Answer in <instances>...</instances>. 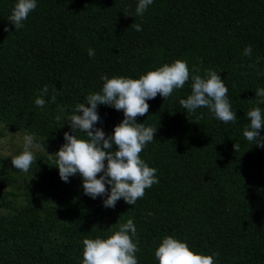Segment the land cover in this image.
Returning <instances> with one entry per match:
<instances>
[{"label":"trees","instance_id":"1","mask_svg":"<svg viewBox=\"0 0 264 264\" xmlns=\"http://www.w3.org/2000/svg\"><path fill=\"white\" fill-rule=\"evenodd\" d=\"M15 3L0 0V139L31 134L44 148L27 173L0 155V264H82L84 239L106 238L128 219L137 228L138 264H158L154 251L165 236L196 253H219L217 264H264V147L243 135L247 112L264 114L255 96L264 88V0H153L141 16L138 0H36L19 30L8 20ZM177 59L202 78L217 71L237 121L183 109L190 75L183 89L166 100L157 94L146 101L148 114L136 117L157 127L140 156L159 183L135 205L120 198L105 207L107 193L86 195L79 174L62 181L54 153L72 134L75 105L101 90V75L135 79ZM45 85L40 108L34 101ZM97 112L95 127L106 136L124 116L103 104Z\"/></svg>","mask_w":264,"mask_h":264},{"label":"clouds","instance_id":"2","mask_svg":"<svg viewBox=\"0 0 264 264\" xmlns=\"http://www.w3.org/2000/svg\"><path fill=\"white\" fill-rule=\"evenodd\" d=\"M152 3L153 0H138L136 15H143ZM36 7V0H16L8 20L19 30ZM133 27L136 31L142 30L139 24ZM5 30H8L7 27ZM243 54L251 56L252 47L247 46ZM88 55L93 57L94 49H88ZM199 71L194 67L190 74L187 62L177 59L135 79L101 75V90L87 95L85 102L77 103L73 114L67 118L72 134L64 133L65 143L54 153L56 159L52 162L58 168L60 179L69 182L70 177L79 174L86 195L95 199L107 193L103 200L105 207H115L120 198L129 205H135L145 195V189L159 183L157 170L140 156L146 145L154 140L157 130V127L136 122L137 116L148 114L149 104L146 101L154 99L157 94L164 100L168 99L174 90L184 88L191 75V94L180 99L179 105L189 113L207 108L217 120L226 124L237 121L228 99L229 89L217 71L209 69L203 78ZM48 92V86H43L34 101L38 107L45 106L44 97ZM255 96L258 97L257 104L264 103V88L256 89ZM56 98L54 89L51 102H55ZM99 104L123 111V119L114 126L111 135L106 136L101 128L95 127L100 121L97 112ZM247 118L250 125L244 130V137L251 145L264 147V137L258 131L264 128V114L259 107H254L247 112ZM77 131L83 132L86 138H78ZM24 144V150L11 158V164L27 173L37 160L31 149L44 148V145L35 142L31 134L25 135ZM233 148L238 151L239 144L234 143ZM106 184L110 185V189L105 187ZM138 239L137 228L133 220L128 219L106 238L84 239L82 264H138ZM154 255L158 264H217L216 258L219 257V253H196L187 243L173 236L162 238Z\"/></svg>","mask_w":264,"mask_h":264},{"label":"rangeland","instance_id":"3","mask_svg":"<svg viewBox=\"0 0 264 264\" xmlns=\"http://www.w3.org/2000/svg\"><path fill=\"white\" fill-rule=\"evenodd\" d=\"M24 136L16 133H6L4 138L0 139V155L5 158H12L19 155L24 150ZM34 155L40 154L43 150L35 147L31 149Z\"/></svg>","mask_w":264,"mask_h":264}]
</instances>
